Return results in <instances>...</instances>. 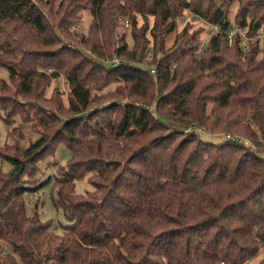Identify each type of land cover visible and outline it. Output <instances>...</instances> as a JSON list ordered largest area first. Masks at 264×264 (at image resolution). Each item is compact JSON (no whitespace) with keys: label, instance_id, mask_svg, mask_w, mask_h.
<instances>
[{"label":"trees","instance_id":"16d2710c","mask_svg":"<svg viewBox=\"0 0 264 264\" xmlns=\"http://www.w3.org/2000/svg\"><path fill=\"white\" fill-rule=\"evenodd\" d=\"M186 14L206 44L179 30ZM240 32L258 36L246 52ZM0 67L5 125L37 135L0 146V264H250L264 249V0H0ZM60 78L67 106L46 96ZM59 146L70 160L34 186ZM48 183L61 234L26 209Z\"/></svg>","mask_w":264,"mask_h":264},{"label":"rangeland","instance_id":"374dc122","mask_svg":"<svg viewBox=\"0 0 264 264\" xmlns=\"http://www.w3.org/2000/svg\"><path fill=\"white\" fill-rule=\"evenodd\" d=\"M236 9H237V3L234 2L233 4H231L230 12H229L230 14L229 20L231 22L232 19L234 18ZM186 20L190 21V23L193 24L194 28L203 27L204 32L202 33L201 38L202 40L203 39L206 40L207 37H205L206 35L205 31L207 30V27L202 22L192 20L191 16H188L187 14L185 17H183V20L180 22L181 25L179 24V30ZM90 21H91L90 13L85 12L82 17V23L81 25H79L83 33H86ZM120 29L122 28L120 27ZM129 38H127V40L129 42V45L131 46V42L129 41ZM8 76H9L8 72L0 67V79L7 81ZM53 88L59 89L62 102L64 106H67L68 88L64 80L61 78L58 80H53L51 82V85L46 90L47 97H49ZM113 88L114 86H110L108 87L107 90L111 91L113 90ZM13 127L19 129L20 137L17 138L10 134L9 129L7 128V126L3 121V115L0 111V146H3L5 144L7 145L17 144V146L21 150H25L32 142H34L37 139V135L32 133L31 131L30 124H24L19 120H15ZM198 136L203 140H205L206 142L213 144L220 143L222 142V140H224V138L219 135L199 134ZM70 158H71V153L65 148V146L57 147L56 150L54 151V157L46 160L44 163L41 164V168H42L41 175L38 177V181L33 185L40 186L43 182H46L48 179L57 177L58 166L64 167L66 163L70 160ZM263 158H264V154H263ZM0 166L4 172L9 170V165L2 161H0ZM50 189H51V183H48L41 188L38 187L33 192L26 193L24 195L26 209L28 213L34 210L41 221L50 222L51 229L57 234H61L62 233L61 227L68 225V222L64 219V217L59 211H56L53 208L52 199L55 198V194L54 193L51 194ZM88 192H92V188L90 184L87 182V179L75 181V193L86 194ZM260 258L264 259V249L260 250L259 256L256 259L252 260L250 264H256Z\"/></svg>","mask_w":264,"mask_h":264},{"label":"built area","instance_id":"2783aa9c","mask_svg":"<svg viewBox=\"0 0 264 264\" xmlns=\"http://www.w3.org/2000/svg\"><path fill=\"white\" fill-rule=\"evenodd\" d=\"M124 25L128 26V22L124 21ZM73 30L77 31L78 28L74 27ZM217 30H218L217 27H215V26L212 27L213 32H216ZM234 33H235V30H231V31L227 32V39H228L229 45H231V43L233 41ZM257 38H258L257 35H251L250 36V35H246V34L240 32V47H241L242 51L243 52L248 51L250 44H252ZM207 42H208L207 39L206 40L203 39L202 44H206ZM199 52H200V49L197 51V53L199 54ZM118 64L119 63L117 61L113 62V65H118ZM152 72H153V70H152ZM169 127L171 128V131H174V130H176L177 126L174 124H171ZM202 131H203V129H196L194 127H187V128H184L182 130V133L184 136L188 137V136L193 135V134H198ZM227 138H230V137L227 136ZM232 140H234V138H232Z\"/></svg>","mask_w":264,"mask_h":264}]
</instances>
